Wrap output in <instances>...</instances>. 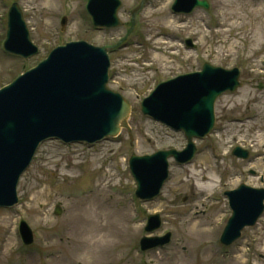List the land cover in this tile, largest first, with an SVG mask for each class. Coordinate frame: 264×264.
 <instances>
[{"label":"rangeland","instance_id":"rangeland-1","mask_svg":"<svg viewBox=\"0 0 264 264\" xmlns=\"http://www.w3.org/2000/svg\"><path fill=\"white\" fill-rule=\"evenodd\" d=\"M13 1L23 10L39 48L27 60L5 55L1 48L6 11ZM121 1L118 15L123 26L97 30L85 12L86 0H0V87L66 41L114 44L125 34L130 10L140 0ZM206 1L207 10L197 7L188 14L173 13V0L144 4L135 33L110 53L108 86L131 105V143L125 129L92 147L55 140L41 143L19 180V202L0 208V264H184L188 258L189 264H264V212L233 244L219 242L230 215L220 193L241 182L264 187V0ZM62 16L67 18L64 31ZM186 38L192 39L194 49L185 46ZM205 62L238 68L241 85L217 97L215 129L196 141L192 162L177 166L169 159V179L159 195L149 201L136 198L135 207L128 199L135 191L129 156L185 145L181 133L143 115L140 103L159 82L199 70ZM236 145L249 150L248 159L231 154ZM251 169L256 174L249 173ZM197 171L203 176L213 173L211 188L196 186ZM72 207L78 212L82 207L96 209L110 220L100 219V229L94 232L81 220L79 225L68 218ZM153 213L161 223L148 233L144 227ZM92 216L98 215L92 212L89 220ZM21 218L32 230L30 245L23 244L17 232ZM193 221L198 222L195 230ZM196 230L201 238H195ZM166 233L171 235L168 244L140 251L142 237ZM209 240L213 248L203 254Z\"/></svg>","mask_w":264,"mask_h":264},{"label":"water","instance_id":"water-1","mask_svg":"<svg viewBox=\"0 0 264 264\" xmlns=\"http://www.w3.org/2000/svg\"><path fill=\"white\" fill-rule=\"evenodd\" d=\"M118 0H89L88 10L96 25H114ZM207 7L205 1L191 0L187 6L176 0V11H190L194 6ZM6 49L28 56L35 51L14 5L9 12ZM109 66L105 48L84 42L58 47L36 68L29 70L0 90V205L16 201L18 178L44 138L58 136L65 140H96L116 134L127 127L129 105L106 89ZM239 71L205 64L201 73L177 77L159 85L143 103V112L175 129H183L189 139L181 159L193 152L192 136H204L213 125V103L223 91L239 86ZM132 157L131 167L138 180V195L151 198L158 193L166 175V157ZM232 197V198H231ZM234 215L222 240L238 236L243 225H251L262 211L263 189L241 185L231 193ZM159 226L158 217H150L146 230ZM26 242L31 233L22 224ZM166 236L165 238H167ZM164 238V239H165ZM162 239H142V248ZM152 243V244H151Z\"/></svg>","mask_w":264,"mask_h":264},{"label":"bare ground","instance_id":"bare-ground-1","mask_svg":"<svg viewBox=\"0 0 264 264\" xmlns=\"http://www.w3.org/2000/svg\"><path fill=\"white\" fill-rule=\"evenodd\" d=\"M162 19H167V16L163 15ZM196 177L199 179V180H197V179L195 180V184L198 188H201V189L211 188V186H212L211 184L214 180V175L212 172L211 173L206 172V174L203 176L202 172L197 171ZM94 211L97 213L98 216L97 217L92 216V218H91L92 220H89L90 219L89 215ZM106 217H107V214H105L101 211H98L96 209H92V211H91V210H89L88 207L80 208L79 212L75 208L72 207V209L70 210L69 215H68V218H70L71 220H73L74 222H76L79 225H80V223L78 221L81 220L83 222L84 227H87L89 230H93L94 232H97V229H100V226H99L100 219L110 220V217H107V218ZM192 224H194V225L192 226L191 229L195 230V226L197 227L198 222L193 221ZM117 233H119L118 230H117ZM194 233H197V230ZM195 238H201L200 233ZM212 248H213V243L211 242V240H209L205 243V245L202 249V253L206 254L207 252L211 251ZM184 264H189V258L186 260V263H184Z\"/></svg>","mask_w":264,"mask_h":264}]
</instances>
